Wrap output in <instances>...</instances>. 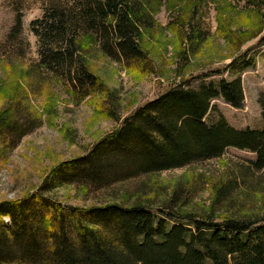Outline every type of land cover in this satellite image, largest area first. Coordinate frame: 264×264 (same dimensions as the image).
Here are the masks:
<instances>
[{
    "label": "trees",
    "instance_id": "1",
    "mask_svg": "<svg viewBox=\"0 0 264 264\" xmlns=\"http://www.w3.org/2000/svg\"><path fill=\"white\" fill-rule=\"evenodd\" d=\"M210 6L217 10L216 35L231 50L239 51L261 34L264 0H48L41 17L29 24L38 54L31 82L41 71L83 99L110 96L97 74L99 62L119 63L129 74H153V50L169 35L179 54L194 57L210 37L202 26V11ZM161 11L167 15L164 26L156 19ZM21 31L18 16L8 39ZM239 59L233 57L225 71ZM241 67L252 68V63ZM30 89L15 87L3 101L0 136L14 140L39 126ZM217 98L241 108L239 75L197 89L187 82L174 85L124 118L84 156L54 168L47 187L1 201L0 264H264V193L257 213L228 197L245 184L244 171L214 186L204 218L169 207L160 215L138 203L67 208L43 193L69 183V173L78 182L104 188L217 159L230 148L254 153L247 171L264 175V96L258 99V130H237L224 119L206 124L203 119ZM222 202L225 214L212 217Z\"/></svg>",
    "mask_w": 264,
    "mask_h": 264
},
{
    "label": "rangeland",
    "instance_id": "2",
    "mask_svg": "<svg viewBox=\"0 0 264 264\" xmlns=\"http://www.w3.org/2000/svg\"><path fill=\"white\" fill-rule=\"evenodd\" d=\"M47 1L0 0V107L8 96H12L13 88L21 86L27 90L32 84L30 91L33 93L29 91L31 104L41 117L39 126L21 137L13 140L9 136H0V202L17 200L44 185L47 187L54 168L84 156L98 140L117 129L124 118L178 83L187 82L189 87L197 89L201 85H216L222 79L232 81L236 74L239 75L243 93L241 108H233L217 98L211 101L203 121L212 125L224 119L237 130L261 129L258 99L264 96V15L261 34L235 51L216 35L217 10L210 6L202 11V26L210 37L194 57L188 59L179 54L174 38L169 35L166 41L161 40V48L153 50L156 53L153 74H129L121 64L104 60L98 63L97 74L112 96L106 93L83 99L70 85L41 71L36 75L38 79L32 78L34 82H31L30 67L38 63V54L36 38L29 24L41 17ZM229 13L234 16L235 11L229 8ZM18 16L21 34L9 40ZM156 19L163 26L167 23L163 11ZM235 56L240 59L225 71ZM244 61L252 63V68L240 71ZM99 102L104 111L98 109ZM255 159L254 153L230 148L217 159L140 176L104 188L78 182V178L69 173V183L54 190L44 188L43 193L67 208L138 203L157 214L169 207L204 218L211 210L214 186L232 174L244 171L247 173L245 184L230 193L229 201L257 213L264 193V175L247 171L249 162ZM176 194V200L170 204ZM225 207L224 202L217 204L214 214L210 215L225 214Z\"/></svg>",
    "mask_w": 264,
    "mask_h": 264
}]
</instances>
